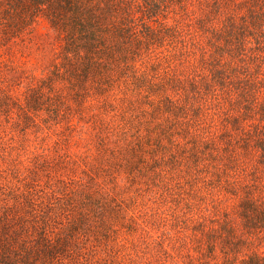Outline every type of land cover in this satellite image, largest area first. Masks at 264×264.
Listing matches in <instances>:
<instances>
[{"label": "trees", "instance_id": "obj_1", "mask_svg": "<svg viewBox=\"0 0 264 264\" xmlns=\"http://www.w3.org/2000/svg\"><path fill=\"white\" fill-rule=\"evenodd\" d=\"M0 264H264V0H0Z\"/></svg>", "mask_w": 264, "mask_h": 264}]
</instances>
